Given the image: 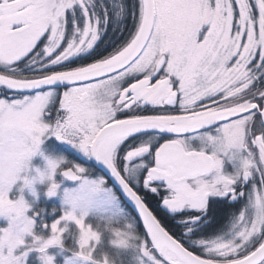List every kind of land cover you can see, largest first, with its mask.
I'll return each instance as SVG.
<instances>
[{"label":"snow or ice","instance_id":"obj_1","mask_svg":"<svg viewBox=\"0 0 264 264\" xmlns=\"http://www.w3.org/2000/svg\"><path fill=\"white\" fill-rule=\"evenodd\" d=\"M0 218V264H264V0H0Z\"/></svg>","mask_w":264,"mask_h":264},{"label":"clouds","instance_id":"obj_2","mask_svg":"<svg viewBox=\"0 0 264 264\" xmlns=\"http://www.w3.org/2000/svg\"><path fill=\"white\" fill-rule=\"evenodd\" d=\"M45 155H47L50 159L57 160L59 163H63L67 160V157L62 153H45ZM31 161L25 164L21 172L17 173L14 177H9L6 179H11V187H16V191L19 193L17 198L24 200L28 206V210H35L38 214H41L44 212L43 208H39L38 210L33 208V205L36 204L39 199V189L37 188V185H46V194L48 185L55 180V173L52 174V179L49 180L48 170L46 167L47 161L45 160L43 162V166L35 165ZM59 163L57 164V167H59ZM25 190H27L28 194L32 197L31 203L25 198ZM17 235V232H13L10 234L9 238L15 239ZM21 257L22 253L20 254V257H18L19 264H23Z\"/></svg>","mask_w":264,"mask_h":264},{"label":"rangeland","instance_id":"obj_3","mask_svg":"<svg viewBox=\"0 0 264 264\" xmlns=\"http://www.w3.org/2000/svg\"><path fill=\"white\" fill-rule=\"evenodd\" d=\"M68 155H69L70 159H76L71 154H68ZM31 162L35 165L43 166V160L39 155L34 156L32 158ZM76 162H81V161L76 160ZM54 179L58 182L63 180V184L61 185V187L71 186V182L68 181L67 179L63 178L59 172L57 174H55ZM37 188L39 189V199H38V202L33 205V208L37 209V210L39 208H43L44 212L41 213L40 215H43V218L45 221L51 222L53 219L56 218V216H58L60 214V212H59L60 205H61L60 193L58 192L57 195L48 197L45 194L46 185H37ZM13 195H19V193L16 191V187L13 188ZM24 195H25V198L27 200H29V202L31 203L32 197L28 194L27 190H25ZM54 207L57 209V211L55 213H52L51 210ZM29 214L30 215L32 214L31 209L29 210ZM36 218H37V220H39V216H37ZM2 226H6V221L3 220L2 218H0V227H2ZM54 251H55V249H50V252H54ZM35 255H36L35 253H31L29 255V258H28L26 264H37V262L35 260Z\"/></svg>","mask_w":264,"mask_h":264},{"label":"flooded vegetation","instance_id":"obj_4","mask_svg":"<svg viewBox=\"0 0 264 264\" xmlns=\"http://www.w3.org/2000/svg\"><path fill=\"white\" fill-rule=\"evenodd\" d=\"M61 91H62V89H61Z\"/></svg>","mask_w":264,"mask_h":264}]
</instances>
